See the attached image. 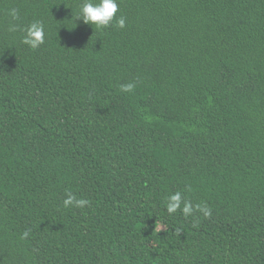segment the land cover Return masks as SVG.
<instances>
[{
  "label": "trees",
  "instance_id": "1",
  "mask_svg": "<svg viewBox=\"0 0 264 264\" xmlns=\"http://www.w3.org/2000/svg\"><path fill=\"white\" fill-rule=\"evenodd\" d=\"M84 2L0 0V264H264V0Z\"/></svg>",
  "mask_w": 264,
  "mask_h": 264
},
{
  "label": "clouds",
  "instance_id": "2",
  "mask_svg": "<svg viewBox=\"0 0 264 264\" xmlns=\"http://www.w3.org/2000/svg\"><path fill=\"white\" fill-rule=\"evenodd\" d=\"M118 11V4L116 0H98V2H93V0H85L82 4L75 20H80L87 25H95L98 30H102L109 26L110 22L113 20L114 15ZM11 15L15 18L16 13L13 11ZM117 26L123 28L125 26V20L123 17L117 20ZM45 30L44 26L39 23H33L27 30L24 37V43L29 45L31 48L35 49L40 44L44 42ZM132 84H127L122 86V90L125 92H130L133 89ZM179 194L173 195L170 198V203L168 204V211L174 212L179 207ZM71 199L65 201V204H70ZM86 203L85 201H79L80 205ZM185 212L189 209L185 207Z\"/></svg>",
  "mask_w": 264,
  "mask_h": 264
}]
</instances>
